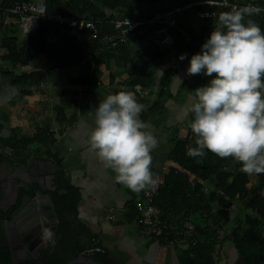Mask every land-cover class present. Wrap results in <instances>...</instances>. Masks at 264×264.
<instances>
[{"label": "crops", "instance_id": "obj_1", "mask_svg": "<svg viewBox=\"0 0 264 264\" xmlns=\"http://www.w3.org/2000/svg\"><path fill=\"white\" fill-rule=\"evenodd\" d=\"M180 2L182 0H177L173 6L165 10L181 4ZM157 12L160 11L154 14ZM194 14V10H188L178 18L176 29L185 33V40L190 38L186 33L188 30L195 35L202 24L209 25L207 31H213L217 26V22L189 24L187 21H190ZM122 16L139 17L133 11L125 12ZM6 30L7 33L15 36L17 48L27 44L31 36L14 20L6 25ZM200 44L193 43L192 48L176 53L171 46L160 44L158 36L149 31L130 38L123 45L126 46L125 52H128L127 55L131 58L148 50L150 52L167 50L161 65L152 73L150 80L146 82V87H142L138 84L128 85L131 65L124 63L125 56L112 48L106 47L101 53L102 61L97 66V80L91 85H81L72 83V80L81 73V64L65 67L62 70H55L54 65L45 69L47 57L45 53L39 52L34 53L26 64H12L8 59H4L8 49L1 44L0 38V151L10 152L7 150L8 145L21 138L32 137L37 129H48L56 139L54 149L61 158L65 177L80 190L81 201L77 209L79 220L97 235V241L108 250L112 259L120 264L204 263L196 260L184 243L166 245L144 234L136 223L135 209L130 206L141 192H133L117 183L113 170L105 167L87 146L89 131L94 127L89 111L94 110L99 100L109 94L119 91L133 93L137 102L144 106L140 119L146 125L145 130L158 140L156 148L151 152V171L155 177L160 175L163 178V185H166V176L169 172L173 174L183 172L182 167L176 160L171 159L170 155L176 156L175 141L184 138L190 129L192 113L189 111V106L192 103V92L207 85L213 78L206 76L202 81V73L187 74L189 60L192 55L200 52ZM62 46V43L56 41L55 35H50V42L46 44L48 50ZM181 54H186L185 59H179ZM91 60L92 57L87 58L83 63ZM168 68L177 71L171 83L164 87L160 78ZM40 71H43L42 80L37 82L25 80L14 83L8 75V72H11L19 77ZM36 79L39 80V76H36ZM137 88L140 93H137ZM66 89L75 91L73 96L76 102L64 109L65 119L60 120L56 106L60 104L63 91ZM37 147L36 143L28 145L26 152L22 153L20 158L51 161L45 157L48 150L46 148L40 149L35 155ZM20 160L17 159L21 163ZM234 162L236 161L231 159L227 168H232ZM36 165L42 168L40 164ZM249 178L248 188L255 187L257 176L253 174L249 175ZM189 181L192 186L200 185L204 194L214 190L213 181H202L193 174H189ZM48 184L51 186L53 182ZM247 201L242 197L233 199L228 227L236 225L240 219L248 216L244 207ZM183 212V209L169 208V221L174 226L186 223L187 221L181 222ZM228 227L222 230V235H228ZM260 227L264 232V222H261ZM220 249L224 264H229V260L234 257L240 259L230 240L223 239Z\"/></svg>", "mask_w": 264, "mask_h": 264}, {"label": "trees", "instance_id": "obj_2", "mask_svg": "<svg viewBox=\"0 0 264 264\" xmlns=\"http://www.w3.org/2000/svg\"><path fill=\"white\" fill-rule=\"evenodd\" d=\"M16 0H0V7L9 6ZM161 0H45L46 12L59 13L66 16L91 19L96 23L99 30L98 35L90 37L87 29L74 30L67 27H59L43 22L36 32L32 33L27 44L17 48L15 46V36L7 33L3 24V16L0 13V38L1 44L7 47L8 53L4 59H8L12 64H26L34 53H45L47 57L46 68L58 64L60 67H70L81 64L80 75L72 80V83L81 85H91L97 80V66L102 61L101 53L106 49L104 36L111 32V22L120 17L125 12L139 11L140 4L150 6ZM211 8L197 6L193 10L192 22H217V19L201 18L198 13L205 12ZM137 16H152L154 12L144 14L138 12ZM14 18V17H13ZM252 19L261 28L264 34V16L246 17L245 20ZM208 24H202L195 35L186 32L189 40H185V33L179 29H173L174 43L171 48L176 53L185 52L193 47V43L200 42L202 35L207 31ZM192 31V30H191ZM212 31L206 32V40ZM50 35L56 36V41L63 46L48 50L46 44L50 42ZM205 40V42H206ZM203 42V43H205ZM200 46H202V44ZM117 53H121L124 63H130V72L127 82L129 86L141 85L146 87V82L150 80L152 73L161 65V60L167 50H156L155 52L145 51L143 54H136L131 58L125 45L120 44L114 48ZM95 63V68L91 69V62H85L91 58ZM83 63V64H82ZM177 70L168 68L161 76V83L167 87L171 83L172 77ZM43 72V71H42ZM42 72H34L19 77L8 72L12 82L20 83L25 80L34 82L42 80ZM39 76V80L36 79ZM73 90H64L56 111L60 120H64V109L76 102ZM192 121V115H191ZM189 133V131H188ZM194 134H187L184 138L175 141L176 156L170 155L171 159L177 161L183 172L171 173L166 176V185H162L154 198V204L160 209V218L163 221L165 231L174 230L180 226L171 228L173 223L169 221V208L175 210L183 209L181 222L189 221L194 229L190 236H181V242L193 241L189 246L191 254L196 260L204 264H217L221 259L220 244L222 240L228 239L232 242L241 264H264V232L260 225L264 222V174L257 176V185L248 188L249 175L243 173L241 165L236 161L232 168H227L232 157L220 158L214 153L205 150L203 157H189L187 149L195 147ZM55 137L48 129H37L30 138H21L8 145L7 150L18 159L25 161L26 157L21 154L26 152L28 145L36 143L38 147L35 155L40 149H48L45 157L51 159L55 170L53 173L54 190L46 191L51 196L54 211L57 217L55 239L46 248L38 253L37 258L27 259L17 264H63L66 261L85 254L88 247H99V251L85 254L97 262L103 264H120L110 256L107 249L103 248L97 241V235L92 233L87 225L82 223L77 216V209L81 201L79 188L73 186L65 177L61 158L54 149ZM189 174L200 178L202 181H213L214 190L208 194L201 192L200 185L192 186L189 181ZM242 197L247 199L244 206L247 210V217L240 219L236 225L228 227L230 213L233 207V199ZM216 204V206H215ZM133 206V203L130 205ZM3 214L0 210V219ZM182 225V224H181ZM228 227V235H222V230ZM163 237H158L160 243L170 244V239L163 241ZM187 242V243H188ZM0 264H13L12 255L8 247L0 245Z\"/></svg>", "mask_w": 264, "mask_h": 264}, {"label": "clouds", "instance_id": "obj_3", "mask_svg": "<svg viewBox=\"0 0 264 264\" xmlns=\"http://www.w3.org/2000/svg\"><path fill=\"white\" fill-rule=\"evenodd\" d=\"M261 11L246 6L221 12L186 70L189 75L213 77L192 92L195 147L186 154L203 157L208 150L220 158L232 157L248 175L264 174V34L254 20H245ZM143 109L133 93L119 91L89 111L94 122L89 150L113 170L117 183L137 193L154 191L158 185L151 171V152L158 140L145 130Z\"/></svg>", "mask_w": 264, "mask_h": 264}, {"label": "built area", "instance_id": "obj_4", "mask_svg": "<svg viewBox=\"0 0 264 264\" xmlns=\"http://www.w3.org/2000/svg\"><path fill=\"white\" fill-rule=\"evenodd\" d=\"M197 6L211 8L205 12L199 13L198 15L201 18L217 19L219 14L223 11H230L246 6H258L261 9H264V0H182L181 4L168 10L157 12L149 17L142 16L134 18L120 16L111 22V32L104 36L106 46L108 48L116 47L120 44L127 43L130 38H133L138 34H143L145 31H149L158 36L160 44L170 47L174 43V37L171 30L175 29L178 25V18L184 11L193 10ZM0 13L3 16V24L5 26L11 22V20H14L15 22H18L19 27L28 34L36 32L43 22L78 31L87 29L92 38L96 37L99 32L96 23L91 19L77 18L72 15L66 16L59 13H47L45 0H16L9 6L0 7ZM259 15L264 16V11H261ZM206 32L201 38L200 42L202 43L206 40ZM200 42L194 43L198 45ZM89 62H91L90 70H93L95 68V63L93 60ZM53 68L55 70L64 69L57 64L54 65ZM201 77L202 81L206 79V76L203 73L201 74ZM136 90L137 93H140L139 88ZM188 134L189 136L193 134L191 128L189 129ZM7 154L10 155L11 153L7 152ZM156 177L158 178L156 189L154 191L150 189L141 191L140 195L133 201V207L136 212V223L141 227L145 235H150L156 239L164 236L163 241L170 239L169 242L171 245L184 243L189 248L194 242H181L180 238L181 236H190L194 229L191 222L187 221L182 224L178 230H174L173 235L170 234V231H165L163 228V221L160 218V209L154 204V198L160 187L163 185V178L160 175H157ZM171 228L176 227L172 225ZM99 250V247H90L86 249L84 253L90 254Z\"/></svg>", "mask_w": 264, "mask_h": 264}, {"label": "water", "instance_id": "obj_5", "mask_svg": "<svg viewBox=\"0 0 264 264\" xmlns=\"http://www.w3.org/2000/svg\"><path fill=\"white\" fill-rule=\"evenodd\" d=\"M17 159L13 153L8 155L7 151H0V210L6 213L0 222V245L10 247L5 238L12 235L17 241H21L28 251V255L19 257L11 246L13 264L38 257L42 245L35 250H31L27 245L34 232H38V235L46 234L45 220L49 215L54 222L52 233L57 224L51 196L46 193L55 189L54 185L48 184L52 183L54 164L49 160L32 158L20 160V163ZM36 164H40L42 168H38ZM38 237L35 241L40 239V236ZM63 264L103 263L80 254Z\"/></svg>", "mask_w": 264, "mask_h": 264}, {"label": "flooded vegetation", "instance_id": "obj_6", "mask_svg": "<svg viewBox=\"0 0 264 264\" xmlns=\"http://www.w3.org/2000/svg\"><path fill=\"white\" fill-rule=\"evenodd\" d=\"M6 207V206H4ZM10 210V209H9ZM3 217L6 214L5 212H2ZM3 219V218H2ZM2 219H0V222L2 221ZM46 222V234L43 233L42 235H38V232H34V235L31 237V240L29 241L30 243L27 245L29 248H31V250H35L38 249L40 245H42V248L39 249L38 253L43 250L44 248H46L51 242L54 241L55 239V231H56V227L54 232L52 233L53 230V219L51 218V215L48 216V218L45 220ZM57 226V224H56ZM49 234H51L49 236ZM38 236H40L39 240L35 241V238H39ZM7 239V241L9 242V245L11 248H13V251L15 252V254L17 256H26L28 255V251L25 249L24 245L21 243V241H17L16 238L11 236H6L5 240ZM1 242H3V240H1ZM26 246V245H25ZM9 248L10 252L12 253L11 248Z\"/></svg>", "mask_w": 264, "mask_h": 264}, {"label": "rangeland", "instance_id": "obj_7", "mask_svg": "<svg viewBox=\"0 0 264 264\" xmlns=\"http://www.w3.org/2000/svg\"><path fill=\"white\" fill-rule=\"evenodd\" d=\"M176 1L177 0H161L157 3L152 4L151 6L149 4H140V10L139 11L135 10L134 14L138 15L139 14L138 12L148 14L150 12L162 11V10H165V9L173 6L176 3ZM190 21H187V22H189V24H190V23H192V21L191 22ZM194 23H196V22H194ZM88 248H90V247H88ZM220 251H222V249H220ZM223 254H225V253H223ZM224 263H225V261L223 262V259L221 258V260L217 264H224ZM229 264H241V262H240V259H238L237 257L236 258L234 257V259L229 260Z\"/></svg>", "mask_w": 264, "mask_h": 264}]
</instances>
